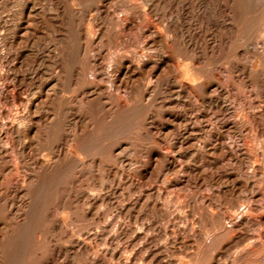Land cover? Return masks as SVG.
<instances>
[{"label":"bare ground","instance_id":"obj_1","mask_svg":"<svg viewBox=\"0 0 264 264\" xmlns=\"http://www.w3.org/2000/svg\"><path fill=\"white\" fill-rule=\"evenodd\" d=\"M256 1L0 0V264H78L79 253L88 264H264V21L254 24ZM237 20L247 46L235 57L244 63L220 67V29L237 37ZM240 77L243 98L231 92ZM155 105L178 137L140 158L137 173L159 166L160 184L141 180L125 201L121 184L138 178L109 162H128L125 133ZM213 153L220 204L205 192L211 184L195 187L197 209L194 199L167 195L171 175ZM192 164L203 177L208 164ZM103 204L114 217L102 216ZM77 214L94 225L76 231ZM161 216L172 225L164 234ZM181 218L188 239L174 235ZM170 248L174 257L164 259Z\"/></svg>","mask_w":264,"mask_h":264},{"label":"rangeland","instance_id":"obj_2","mask_svg":"<svg viewBox=\"0 0 264 264\" xmlns=\"http://www.w3.org/2000/svg\"><path fill=\"white\" fill-rule=\"evenodd\" d=\"M259 2H261V0H257L256 1V6H257V9L254 11V14H253V20H254V24L255 25H259V24H261L262 23V21H264V20H262V19H264L263 17H264V1H262L261 3H259ZM259 5V7H258V5ZM262 4H263V6H262ZM262 7V8H261ZM260 8V9H259ZM259 10V11H258ZM259 12H261V13H259ZM221 13H222V6H221V3H220V18H221ZM256 13V14H255ZM259 13V14H258ZM259 15V16H258ZM262 16V17H261ZM239 21V22H238ZM237 23H238V32H237V37H232V35L230 34V33H228V32H226L224 29H220V41H221V43H220V46L221 47H223L224 48V52H222V51H220V67H228L229 65V68L231 69L232 68V63L233 62H242V63H244V60H238V57L236 58L235 56H238L237 54L240 52V51H243V49L247 46V45H245V44H247V42H245V40H244V42H243V39L241 38V35H242V33L244 32V27H243V24H241L240 23V20H237ZM240 28H241V30H240ZM222 31V32H221ZM243 31V32H242ZM242 32V33H241ZM241 34V35H240ZM227 35V36H226ZM229 35V36H228ZM231 35V36H230ZM240 35V36H239ZM226 37V38H225ZM223 38V39H222ZM240 40V41H239ZM234 41V42H233ZM238 41V42H237ZM236 42V43H235ZM242 42V43H241ZM222 43H224V44H222ZM238 43V44H237ZM244 43V44H243ZM242 44V45H241ZM224 45V46H223ZM227 45V46H226ZM226 46V47H225ZM241 46V47H240ZM220 47V48H221ZM228 47V48H227ZM238 48V50H237V48ZM227 48V51L225 50ZM222 49V48H221ZM226 54V55H225ZM28 60H30V59H28ZM231 60L233 61V62H231ZM235 60V61H234ZM25 62H29V61H27L26 59H25ZM231 62V63H230ZM177 79H180L181 78V76L178 74L177 76ZM241 77L239 78V80H237L236 82H235V84L233 85L234 86V89L236 88V90H234L233 89V87H231V92L232 91H234V92H232V94H235V95H237V97L238 98H243V91H245V89H243V88H245L242 84H243V82L242 83H238V82H241ZM239 84V85H238ZM237 85V86H236ZM240 85L241 86H243V87H240ZM233 89V90H232ZM243 89V90H242ZM159 108V109H158ZM156 110V111H153V110ZM152 113H151V115L152 116H150L149 117V119L147 120H145V114H143V115H141L140 117H138V119H137V122H136V126H137V128L136 129H134V130H128L126 133H125V137L123 138V141H125V142H129L128 144H127V146H126V148H127V150H123V152L121 151V153H123L122 155L123 156H125V158H127L128 159V162H124L121 166L119 165L120 164V162L119 163H112V162H109L110 164H113L112 166L116 169V168H118V170H120V169H122L123 167H124V169H125V176L124 177H126V179H127V175H128V173L131 175V176H134V178L135 179H137V180H134L136 183L134 184V185H132V186H130L127 182H126V180L124 181L125 183H122L121 184V191L123 192V193H125L124 194V200L126 201L127 199H128V197L131 195V193H133L131 196H135V195H137V193H139V191H140V187H141V185H142V181H143V183H150V185H151V183H152V185L154 184V186H157V185H159L160 184V182H158L157 180H156V177L154 176L155 175V172L156 171H158L159 170V166L158 167H156V169H155V172H153V174H151V173H148V174H146V176H144V177H142L141 178V176L137 173V171L139 170V168H137V167H140V165H141V159H145L146 157H145V154L148 152V150L150 151V150H154V149H157V148H160V147H163V146H165V145H167V143L168 142H171L172 141V139H174V138H176V137H178V134H177V131H176V129H173V127L171 126L172 125V122L169 120V119H167V118H165L166 116L164 115V113H163V109H161L160 107H158L157 105H155L152 109ZM159 111V112H158ZM176 111H181V108H176ZM157 112V113H156ZM221 112V111H220ZM153 115H154V118H153ZM159 115V116H158ZM164 116V117H163ZM163 117V118H162ZM150 118H153V120L152 119H150ZM223 118V117H222ZM221 118V119H222ZM143 119V120H142ZM221 119H220V121H221ZM139 120H142V121H139ZM141 122V123H140ZM147 122H149V123H147ZM140 124V125H139ZM157 124V125H156ZM152 127V128H151ZM158 127L160 128V129H158ZM171 127V128H170ZM221 127V126H220ZM143 128V129H142ZM162 129V130H161ZM141 130V131H140ZM148 132H147V131ZM159 130V131H158ZM220 130H221V128H220ZM135 131V132H134ZM164 131H165V133H164ZM139 132V133H138ZM158 132V133H157ZM160 132V133H159ZM217 132H219V129H217V127H214L213 128V130L211 131V132H209L210 134H208V143L209 144H211L213 141H214V137H212L211 135H216L217 134ZM253 133V132H255V131H250V133ZM130 133V134H129ZM132 134V135H131ZM142 134V135H141ZM158 134V135H157ZM254 134V133H253ZM161 135V136H160ZM170 137V138H169ZM152 138V139H151ZM158 138H159V141H160V143L161 142H163V143H159V141H158ZM142 139V140H141ZM150 139V140H149ZM157 139V140H156ZM170 139H171V141H170ZM156 140V141H155ZM108 141L110 142V143H114L115 142V140H111V138L110 139H108ZM131 141V142H130ZM158 141V142H157ZM167 142V143H166ZM165 143V144H164ZM130 144H132V145H130ZM152 144V145H151ZM164 144V145H163ZM145 146V147H144ZM189 147L188 146H184L183 148H182V152L183 153H187L188 151H189V149H188ZM134 149V150H133ZM137 150V151H136ZM142 150V151H141ZM187 150V151H186ZM130 151V152H129ZM133 151V152H132ZM186 151V152H185ZM131 153V154H130ZM128 156V157H127ZM198 156H199V158H198ZM210 156H214V158H212V157H210ZM139 157V158H138ZM207 157V158H206ZM103 158L104 159H106V157H104L103 156ZM141 158V159H140ZM209 158V159H208ZM210 158H211V160H210ZM207 159V160H206ZM215 159H219V160H221L220 159V154H217V153H213V154H211V155H205V156H203V155H201V154H198L195 158H194V160H191L190 161V164H185L184 165V167H183V169L181 170V171H179V173H180V175H179V173H177V175H171V183H169V185L167 186V195L168 196H170L172 199H174L177 195H181L182 197H185V198H183V199H189L190 198V200H193L194 199V201H193V203L195 204L196 203V200H195V197H194V194L196 193L195 191H199L198 189H199V187H200V185H201V187H204V186H206V184H211L212 185V187H211V189H209V190H205V192L206 193H209L210 194V196H213V198H214V200H216L217 201V203H219L220 204V195L218 194L219 193V191H217V190H215L214 189V186L217 184V185H220V178H221V174H220V169H222V168H220V164H219V166L218 167H216V166H214L213 164H214V162L213 161H215ZM146 160V159H145ZM202 160V161H201ZM197 161V162H196ZM192 163H194L195 165H197V166H204L205 164L207 165V166H204V167H201L203 170H204V176L203 177H199L193 170H192V167H194V165L192 164ZM212 163V166L210 165ZM132 166H131V165ZM154 164H158L156 161L154 162ZM199 164H202V165H199ZM187 165H188V168H187ZM190 168V169H189ZM134 169H136V170H134ZM185 169H187V171H185ZM189 169V170H188ZM96 170V171H95ZM95 175L97 176V175H99V171L97 170V168H95ZM212 170V171H211ZM191 171V172H190ZM195 173V175H193L194 173ZM217 171V172H216ZM121 172V171H120ZM220 174V175H219ZM113 176V175H112ZM217 176V177H216ZM150 177V178H149ZM140 178V179H139ZM144 178V179H143ZM155 180H154V179ZM151 179H152V181H151ZM218 179V180H217ZM142 180V181H141ZM148 180V181H147ZM181 180H182V182H181ZM212 180V181H211ZM151 181V182H150ZM191 181V182H190ZM214 182V183H213ZM138 183V184H137ZM177 183V184H176ZM194 183V184H193ZM128 184V185H127ZM174 184V185H173ZM183 184V185H182ZM205 184V185H204ZM215 184V185H214ZM130 186V187H129ZM169 187V188H168ZM195 187H197V188H195ZM136 188V189H135ZM174 188H176V189H174ZM130 189V190H129ZM174 189V190H173ZM190 189H192L191 191H190ZM214 190V191H213ZM131 191V192H130ZM127 192V193H126ZM129 192V193H128ZM174 192H175V194H174ZM180 194H179V193ZM187 192V193H186ZM190 192V193H189ZM135 193V194H134ZM194 193V194H193ZM128 194V195H127ZM187 195V196H186ZM127 197V198H126ZM126 198V199H125ZM216 198H218V199H216ZM105 206V207H104ZM107 207H109V205L108 204H103L102 205V208H101V214H103L102 216H106V215H109L113 210H114V208H111L110 209V207H109V209L107 208ZM195 207H196V209L198 208V205H197V203L195 204ZM106 208V209H105ZM105 209V210H104ZM107 210V211H106ZM110 210V211H109ZM147 210H148V208H147ZM107 212V213H104V212ZM146 211V210H145ZM103 212V213H102ZM115 211H113L111 214H110V216H115ZM82 216L81 215H78L77 214V216H76V220H77V223L75 222V220H74V223L75 224H78L79 226H73V227H76V228H74L76 231H80V227H81V229H83L84 227L83 226H85V228L84 229H87V227L89 228V227H92L94 224L92 223V221H91V223H90V221L89 220H86V219H84L83 217V219L81 218ZM161 218V219H160ZM80 219V220H79ZM124 219H125V223L127 224L128 223V221H129V218L128 217H124ZM123 219V220H124ZM166 219H167V221H166ZM164 222H163V221ZM86 221H88V223L86 222ZM157 221H158V228H159V232L160 233H162V234H164L165 233V231L167 230V229H170V228H172L171 226V223H169V220H168V218H164V217H159V218H157ZM166 221V222H165ZM163 222V223H162ZM177 223H176V227H175V230H176V232H175V234L174 235H177V236H180L181 235V237H185L186 239H188V237L190 238V235H191V233H190V231H189V229H185V227L183 226V225H185V220H184V218H181V219H179V220H177L176 221ZM166 223V224H165ZM182 223V224H181ZM74 225V224H73ZM164 225V226H163ZM87 226V227H86ZM163 226V227H162ZM166 226V227H165ZM178 227V228H177ZM163 228V229H162ZM79 229V230H78ZM200 229V228H199ZM202 229V228H201ZM162 230V231H161ZM180 231V232H179ZM186 234V235H185ZM198 234V233H197ZM173 234H171V241L173 240V236H174ZM185 235V236H184ZM60 238H61V243L64 245V247H68V249L71 247V243H70V241H68L67 240V238H65V235H64V238H63V235H61L60 236ZM165 240H166V238H165V236H163V238L161 239V242H165ZM64 241V242H63ZM127 242V239L125 238L124 240H122V243H126ZM165 244V243H164ZM169 245H171V246H174V244L173 243H169ZM171 251V252H170ZM169 252H170V254H169ZM167 256H166V255ZM172 254V255H171ZM174 251H173V249L172 248H170V250L169 251H167V252H165L164 253V259H168V258H172V257H174ZM80 255V256H79ZM169 255V256H168ZM81 258V259H80ZM77 259L79 260V262H78V264H88V262H85V255L84 254H78L77 255ZM77 262V261H76ZM63 264H66V263H63ZM68 264V263H67ZM77 264V263H76Z\"/></svg>","mask_w":264,"mask_h":264}]
</instances>
